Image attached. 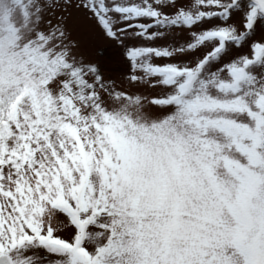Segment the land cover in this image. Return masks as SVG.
<instances>
[{
	"label": "snow or ice",
	"instance_id": "6c2138e0",
	"mask_svg": "<svg viewBox=\"0 0 264 264\" xmlns=\"http://www.w3.org/2000/svg\"><path fill=\"white\" fill-rule=\"evenodd\" d=\"M0 264H264V0H0Z\"/></svg>",
	"mask_w": 264,
	"mask_h": 264
}]
</instances>
